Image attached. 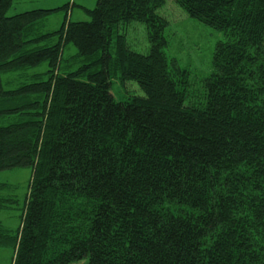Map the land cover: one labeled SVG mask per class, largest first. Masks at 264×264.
Returning a JSON list of instances; mask_svg holds the SVG:
<instances>
[{"label": "trees", "instance_id": "trees-1", "mask_svg": "<svg viewBox=\"0 0 264 264\" xmlns=\"http://www.w3.org/2000/svg\"><path fill=\"white\" fill-rule=\"evenodd\" d=\"M175 1L223 35L196 88L166 54V0H97L49 32L58 8L0 0V171L31 169L19 226L0 223L11 264H264V0ZM133 21L146 53L117 29ZM113 79L142 95L117 100Z\"/></svg>", "mask_w": 264, "mask_h": 264}, {"label": "rangeland", "instance_id": "rangeland-1", "mask_svg": "<svg viewBox=\"0 0 264 264\" xmlns=\"http://www.w3.org/2000/svg\"><path fill=\"white\" fill-rule=\"evenodd\" d=\"M96 2L97 0H11V4L6 10V16L32 9L58 8L37 24V29L40 32H49L57 30L65 18L69 21H89L90 16L87 11L92 10ZM157 12L167 20L168 47L166 54L168 58L175 59L176 64L185 69L194 88L198 85L202 86V81L211 72L213 51L216 42L223 37L222 32L188 17L175 0H166L164 6ZM117 29L124 31L130 49L140 53L148 51L149 43L141 23L133 21L126 25H119ZM76 53L77 50L72 44L68 43L64 46L61 59L62 70L74 71L84 63V58H77ZM47 68V63L43 62L37 67L30 68L27 72L29 74L44 73ZM2 81L6 89L15 88L21 82H25L21 76L13 72L3 74ZM110 88L117 100H124L132 94H142L134 81L122 83L118 79H113ZM30 178L31 169L28 167L0 171V197L12 198L16 201L13 206L0 209V223L8 229L15 230L20 224ZM12 256V248L0 247V264H11ZM82 263L81 261L76 264Z\"/></svg>", "mask_w": 264, "mask_h": 264}]
</instances>
